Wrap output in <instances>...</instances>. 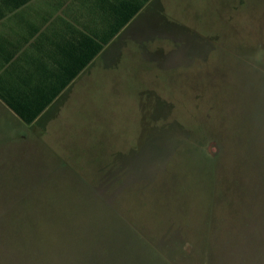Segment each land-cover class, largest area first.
I'll return each mask as SVG.
<instances>
[{
    "label": "rangeland",
    "instance_id": "rangeland-1",
    "mask_svg": "<svg viewBox=\"0 0 264 264\" xmlns=\"http://www.w3.org/2000/svg\"><path fill=\"white\" fill-rule=\"evenodd\" d=\"M171 1L166 58L0 132V264H264V0Z\"/></svg>",
    "mask_w": 264,
    "mask_h": 264
},
{
    "label": "crops",
    "instance_id": "crops-1",
    "mask_svg": "<svg viewBox=\"0 0 264 264\" xmlns=\"http://www.w3.org/2000/svg\"><path fill=\"white\" fill-rule=\"evenodd\" d=\"M175 4L0 0V132L45 138L68 113L86 112L92 96L102 100L106 79L125 65L131 72L135 58H166L189 31Z\"/></svg>",
    "mask_w": 264,
    "mask_h": 264
},
{
    "label": "flooded vegetation",
    "instance_id": "flooded-vegetation-1",
    "mask_svg": "<svg viewBox=\"0 0 264 264\" xmlns=\"http://www.w3.org/2000/svg\"><path fill=\"white\" fill-rule=\"evenodd\" d=\"M180 42H182V41H180Z\"/></svg>",
    "mask_w": 264,
    "mask_h": 264
}]
</instances>
